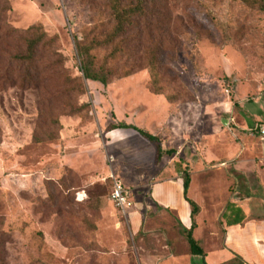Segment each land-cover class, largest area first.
Instances as JSON below:
<instances>
[{"label": "rangeland", "instance_id": "obj_1", "mask_svg": "<svg viewBox=\"0 0 264 264\" xmlns=\"http://www.w3.org/2000/svg\"><path fill=\"white\" fill-rule=\"evenodd\" d=\"M10 4L11 27L42 22L59 42L41 51L38 75L24 87L14 61L21 43L0 33V264H203L192 258L176 215L158 208L149 188L159 167L180 173V161L194 155L184 135L210 154L209 178L221 169L264 168V13L241 0H156L149 22L130 33L131 54L121 62L135 65L136 73L106 86L84 80L79 94L66 83L82 76L77 44L86 27L111 29L112 0ZM156 46L162 83L183 97L174 106L152 91L146 67ZM109 51L100 50L99 60ZM80 105L88 108L69 116ZM124 114L174 153L156 162L149 142L133 165L105 138ZM118 165L144 221L139 234L111 200L110 175L119 177ZM246 188L240 181L239 190ZM254 190L261 193L258 184Z\"/></svg>", "mask_w": 264, "mask_h": 264}, {"label": "crops", "instance_id": "obj_2", "mask_svg": "<svg viewBox=\"0 0 264 264\" xmlns=\"http://www.w3.org/2000/svg\"><path fill=\"white\" fill-rule=\"evenodd\" d=\"M118 120L120 123L138 127L136 119L132 115L124 114ZM160 130L161 127L158 131ZM145 131L149 130L145 129ZM183 137L186 139V144L191 145L194 149V155H191L190 159L185 158L184 161H180L177 156L174 157V162L180 161L183 166V171L180 173H178L177 168L159 167L156 174L160 178L154 180L149 188L151 200L163 211L175 214L182 228L190 229L192 226L191 206L184 196L183 181V172L188 171L191 176L188 197L200 207V213L196 216L197 227L194 229V236L202 242L206 252L205 262L207 264H223L240 257L245 264H264V214L261 213V209L264 207V168L221 169L209 178L206 176L207 168L204 164L205 159L211 157L210 154L200 153L198 151L200 148L192 145L187 135ZM105 138H108L110 146L119 147V150L123 151L122 155L126 152L127 155L125 156L131 157L135 166H139L140 161L138 160L141 151L150 144L147 139L133 129L107 130ZM132 145H135L136 148H131ZM193 156H200V158L194 161ZM223 167L226 168V163L221 168ZM113 170H117L124 183L126 179L120 165ZM240 181L247 185L246 192L239 190ZM207 183H210L209 191L207 188H203L201 192L200 185H208ZM256 184L260 187L261 193L259 194L254 190ZM124 185L132 189L125 183ZM230 186L235 188V192L231 195L228 191ZM132 192L135 208L137 203L134 191L132 190ZM227 198L229 201L223 206V200ZM229 203H234L243 210L245 220L242 224L228 226L222 218ZM134 208L127 219L131 220L132 218L133 231L139 234L144 221L139 212L133 211ZM196 257L200 256L192 255L194 260Z\"/></svg>", "mask_w": 264, "mask_h": 264}, {"label": "trees", "instance_id": "obj_3", "mask_svg": "<svg viewBox=\"0 0 264 264\" xmlns=\"http://www.w3.org/2000/svg\"><path fill=\"white\" fill-rule=\"evenodd\" d=\"M250 9H256L264 13V0H241ZM156 0H112V13L114 24L110 30L101 32L100 27H86L83 31V39L77 44L79 56L82 60L80 71L82 76L75 79L66 78L67 89L79 94L85 93L84 80L100 82L109 85L116 79H125L136 73L138 68L135 65L128 66L127 63L121 64L126 56H130L131 51L128 46L134 41L130 33L137 29L142 21L149 22V14ZM10 0H0V33L7 37H14L21 43V48L16 51L14 61L20 66L22 73V84L24 87L33 84L37 77L39 54L42 50L52 51L58 44L59 37L50 35L42 22H37L27 29L13 28L6 21L5 15L11 11ZM109 48L108 55L99 60L98 52ZM159 47L156 46L149 50L147 58V70L152 79V91L156 95H164L167 101L173 106L182 100L181 93H168L167 88L162 83V76L158 62ZM88 105H80L73 109L69 116L82 113ZM133 129L140 133L150 143L156 147V162H160L165 155H172L174 151L164 150L161 140L157 135L142 130L134 125L119 123L109 130ZM184 196L191 206L192 226L190 229L183 228L190 254L200 256L205 262L206 252L202 242L195 238L194 229L197 227L196 216L200 213L199 205L188 197L191 176L188 171L183 172ZM112 200V198H111ZM228 226L242 224L245 215L240 207L234 203H229L222 215ZM220 225V223H219ZM223 264H245L240 257H236Z\"/></svg>", "mask_w": 264, "mask_h": 264}, {"label": "built area", "instance_id": "obj_4", "mask_svg": "<svg viewBox=\"0 0 264 264\" xmlns=\"http://www.w3.org/2000/svg\"><path fill=\"white\" fill-rule=\"evenodd\" d=\"M260 133L264 136V125L260 126ZM110 179L112 181V202L114 203L119 213L124 218H128L129 214L135 206L132 189L126 187L122 180L114 173L110 175Z\"/></svg>", "mask_w": 264, "mask_h": 264}, {"label": "water", "instance_id": "obj_5", "mask_svg": "<svg viewBox=\"0 0 264 264\" xmlns=\"http://www.w3.org/2000/svg\"><path fill=\"white\" fill-rule=\"evenodd\" d=\"M223 123H224V124H228V121H227V120H224Z\"/></svg>", "mask_w": 264, "mask_h": 264}]
</instances>
